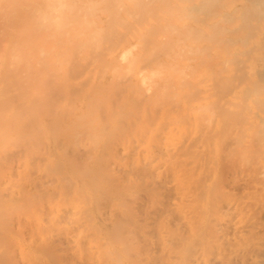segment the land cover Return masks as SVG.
Segmentation results:
<instances>
[{"label": "rangeland", "instance_id": "1", "mask_svg": "<svg viewBox=\"0 0 264 264\" xmlns=\"http://www.w3.org/2000/svg\"><path fill=\"white\" fill-rule=\"evenodd\" d=\"M48 71L0 76L1 99L9 100L0 104V114L9 121V126L0 129V264H264V135L260 139L257 131L252 133L261 141L250 135L258 129L253 117L255 127L239 115L240 119L235 115L234 124L227 121L226 126L221 120L226 117L222 110L220 124L207 123L208 138L205 133L198 138L206 141L198 146L203 152H195H206V156L194 154L196 163L194 150L183 155L175 151L183 139L186 141V131L177 132L176 137V131L172 135L169 131L150 130L141 138H148L142 141L144 152L127 156L119 150L128 132L116 133L110 123L108 132L100 134L99 139H92L88 131L78 134L75 109L68 101L75 89L65 82L57 83L68 81L73 73L67 77L61 69L59 73ZM46 79L52 82L45 84ZM53 82L55 85H51ZM57 88L61 90L56 97ZM253 105L249 106L252 110ZM189 126L194 129L191 134L186 129L191 137L200 134L199 127L200 132L208 130L202 131V125ZM160 132L162 137H156ZM211 133L213 136H209ZM175 142L179 144L173 146ZM256 144H263V148L255 150ZM204 145L207 151L214 147L212 154L204 151ZM156 146L159 149H154ZM166 148H172V154L176 152L174 158L170 152L165 153ZM105 152L110 154L105 157ZM148 155L152 160L148 161ZM206 157L210 159L207 163H213L207 164L209 169L201 165ZM145 161L153 163L147 165ZM172 161L176 167H172ZM177 161H183L181 167ZM169 167L182 172L174 175ZM130 169L132 173H127ZM192 177L194 180H190Z\"/></svg>", "mask_w": 264, "mask_h": 264}, {"label": "bare ground", "instance_id": "2", "mask_svg": "<svg viewBox=\"0 0 264 264\" xmlns=\"http://www.w3.org/2000/svg\"><path fill=\"white\" fill-rule=\"evenodd\" d=\"M59 69L63 70V75L67 74V77L69 73L75 74H70L68 81L63 79L64 81L57 83L65 82L64 85H68L72 90L75 89L74 96L68 101L75 109L79 126L77 128L82 132L78 134L83 135V132L88 131L93 136L92 139L102 137L103 133L108 132L110 125L112 131L116 133L128 132V136L122 138V150H119L127 156H139L144 152L142 141L146 137L143 140L141 138L149 134L150 130L163 133L169 131L172 135H174L172 132L176 131V137L177 132L186 131L187 137L183 135L187 138L186 141L180 135L183 143L179 141L182 145L177 146L175 151H181L182 155L185 151L190 152L191 149L194 152L195 149L201 152V146H198L206 140L202 138L201 142L198 138L209 132L207 123L220 124L219 120L223 115L220 117L219 114L222 110L226 116L225 121L224 117L221 119L222 123L228 121L230 125L234 124L232 122L236 121L234 116L239 115L243 117L242 119L253 122L252 126L255 127L254 118L255 123L258 124L255 128L258 129H253L250 135L257 131L261 139L260 136L264 135V0H0V76L3 73L46 72V70L53 73L54 70H58L59 73ZM71 77L73 79H70ZM25 80L20 82L26 83ZM41 81L43 82L40 80V83ZM45 81L47 79L44 80L45 84L49 83L48 81L52 82L50 79ZM11 83L16 82L11 80ZM51 85L48 84L49 87ZM58 89L60 88H57V92L54 91L56 97L59 94ZM50 94L52 98L54 94ZM56 97L53 99L55 100ZM8 101L3 97L1 99L0 96V104ZM252 105L255 106L253 110L249 107ZM256 105L259 111H256ZM238 106H243L244 111L249 110H245L246 107L250 108L253 115L251 110L244 113ZM239 108L241 111L238 114ZM248 112L251 114L250 118L247 116ZM238 119L240 118L237 117ZM240 121H237V124ZM154 125L156 128L153 127ZM189 125L193 128L195 125L198 127L202 125V131L208 130L200 132L199 127L200 134L191 137L190 134L194 129L190 130ZM7 126L9 121L0 114V129ZM187 128L190 130L189 135ZM162 132L156 134V137L161 138ZM109 135L111 136V134L106 136ZM210 135L213 136L212 133ZM212 136L210 138H213ZM237 136L234 141L238 143ZM256 137L257 141L262 140L264 144L263 139L259 140L258 136ZM94 142L98 144V141ZM164 143L162 144L165 145ZM113 144L110 146H114ZM176 144L179 143L175 142L173 146ZM212 144L211 141L208 145L213 146ZM263 144L258 146L256 144L253 148L262 149ZM156 145L160 146L159 143ZM211 146L207 151L208 146L204 145V151L209 153L211 148L214 149ZM90 147L88 151L92 150ZM156 148L157 146L154 149ZM166 149L165 153L168 152L169 155L172 148ZM194 152L193 155H197V152ZM106 153L103 156L106 157ZM174 154L171 153L169 156L174 158ZM203 154L206 156V152ZM203 154L201 153L200 156ZM211 154L207 156H212ZM195 155L194 163H196ZM189 156L187 162L191 161ZM207 158L209 157H206V161L205 158L203 159L206 162H202L204 165L201 163L203 167L208 166L207 164L211 165L207 163L210 160ZM150 159L152 160V157ZM177 159L178 157L175 158ZM154 160L155 158L153 162ZM148 161H145L147 165L153 163ZM182 162L177 161L179 165ZM172 167H176V164ZM192 168L186 169L192 171ZM175 169L178 168L172 169L173 174L177 172ZM139 171L135 172L139 174L141 172ZM142 176L144 177L143 174ZM159 177L158 180L161 181ZM179 179L175 183L179 182Z\"/></svg>", "mask_w": 264, "mask_h": 264}]
</instances>
